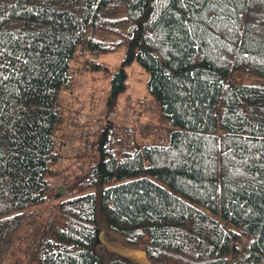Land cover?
Listing matches in <instances>:
<instances>
[{
	"label": "trees",
	"instance_id": "1",
	"mask_svg": "<svg viewBox=\"0 0 264 264\" xmlns=\"http://www.w3.org/2000/svg\"><path fill=\"white\" fill-rule=\"evenodd\" d=\"M133 61L146 91L121 124ZM94 70L110 87L83 108ZM99 228L141 264H264V0H0V264H129Z\"/></svg>",
	"mask_w": 264,
	"mask_h": 264
},
{
	"label": "rangeland",
	"instance_id": "2",
	"mask_svg": "<svg viewBox=\"0 0 264 264\" xmlns=\"http://www.w3.org/2000/svg\"><path fill=\"white\" fill-rule=\"evenodd\" d=\"M123 55H124V52H123V49L121 48L113 52L104 54L100 58V61L103 64H107L111 68L116 69L121 66V60H122ZM122 66L124 67L126 71L125 80L129 82L131 87L128 88L125 93L124 92L121 93V95L119 96L120 100L117 99V101L115 102V103L119 102L118 106L119 108H121L120 109L121 111H118V110L115 112L111 110L109 111H110V114H113L114 116L116 115V118H117L116 122H119L121 124L133 125V124L139 123V121L136 120L135 115H133L132 111H130L131 113L127 111L128 107H125L124 109L122 107H124L125 104H129V105L134 106L135 109L138 108L137 101L140 96L139 91L142 92L143 89L144 91H146L145 83L147 81L148 75L135 61H133L131 64L125 63ZM92 74L94 78H92L88 72L86 73H79V71L76 72V82L73 88V94H74V99L76 100V102H78L83 108L89 107L87 106L88 104L87 95L91 94V93H88L90 84H93V86H95L96 88L95 94H97L99 98H102L103 95H107V92H105V89L107 87L108 88L110 87V78H111L110 72H107L105 70H94ZM142 84H143V89L141 87ZM122 109L126 111V114L128 113L130 115V116L125 117V120H123L124 114H122ZM69 113L78 114V120L80 122L79 125H84L85 123L86 124L85 129L92 134L99 131L103 123L106 121V120L101 119L100 121L95 122V120L99 116L103 115L102 113L98 114L99 112H95L94 115L89 114L90 112L86 110H83L80 113L69 111ZM133 116H134V119H133ZM86 120H88V122H86ZM75 133L76 131L74 130L71 131V136L69 138L66 151L71 152V153L72 152L74 153L75 151H77L78 155L83 157L82 153L78 151L77 149L78 148L77 143L79 142V138H77V135ZM72 159L74 160V158ZM57 167L60 168V165H58ZM57 178L58 177H55L53 179V182H54L53 185L55 184L56 186H62L58 184ZM98 236L100 237V241L103 243V246L106 247L110 255L120 256L124 259L125 262L129 264H141L143 262L146 263V257L144 256V252L142 248H140L139 246H136V245L127 246L125 245V242H123L124 244L122 243L123 239L121 238V236L112 234L108 231L106 232V230L103 228L98 229ZM103 246L99 242L95 245L94 249L96 250V254L102 255L101 252L102 251L105 252V250H103ZM19 255H20V252H17L14 258L15 259L18 258Z\"/></svg>",
	"mask_w": 264,
	"mask_h": 264
},
{
	"label": "water",
	"instance_id": "3",
	"mask_svg": "<svg viewBox=\"0 0 264 264\" xmlns=\"http://www.w3.org/2000/svg\"><path fill=\"white\" fill-rule=\"evenodd\" d=\"M65 194V190L63 188V186H58L57 187V195H64Z\"/></svg>",
	"mask_w": 264,
	"mask_h": 264
}]
</instances>
